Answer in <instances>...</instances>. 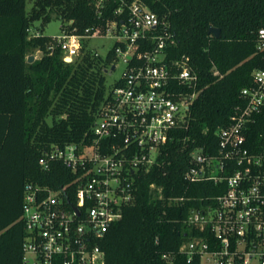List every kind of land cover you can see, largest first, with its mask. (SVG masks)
I'll return each instance as SVG.
<instances>
[{
  "label": "trees",
  "instance_id": "obj_1",
  "mask_svg": "<svg viewBox=\"0 0 264 264\" xmlns=\"http://www.w3.org/2000/svg\"><path fill=\"white\" fill-rule=\"evenodd\" d=\"M97 1L35 0L27 12L26 0H0V264L21 263L26 184L58 188L73 178L61 162L53 161L45 171L40 160L53 145L89 142L107 93L105 70L119 44L105 57L86 51L66 61L53 37L41 31L33 36L31 26L41 20L43 27L56 17L62 30L103 36L118 2H106L99 13ZM143 1L169 24L175 39L170 56H190L199 75L198 94L188 129L174 132L159 166L141 176L135 201L124 206L123 217L97 243L106 264H199L188 263L180 252L188 238L201 234L185 221L225 184L188 182L189 153L200 146L213 153L217 131L241 102V90L252 84L253 70L264 68V52L257 50L264 0ZM212 26L221 30L219 38L209 32ZM35 51L42 56L29 62ZM151 183L162 187L161 199ZM179 198L184 199L175 201Z\"/></svg>",
  "mask_w": 264,
  "mask_h": 264
},
{
  "label": "built area",
  "instance_id": "obj_2",
  "mask_svg": "<svg viewBox=\"0 0 264 264\" xmlns=\"http://www.w3.org/2000/svg\"><path fill=\"white\" fill-rule=\"evenodd\" d=\"M108 1H97L99 13ZM113 1L115 17L103 36L119 44L105 72L121 60L124 71L107 87L89 142L53 145L40 160L45 171L61 162L73 178L58 188L26 184L20 264H106L97 240L135 201L141 176L159 166L174 132L189 127L199 83L190 56H170L175 39L169 24L145 1ZM62 31L53 39L66 61L78 55L83 38L100 37ZM257 50L264 52V28ZM240 97L228 124L217 131L213 153L204 146L189 153L185 179L225 184V190L190 211L185 223L201 234L180 246L188 263L264 264V68L253 70L252 84ZM150 189L163 197L156 183Z\"/></svg>",
  "mask_w": 264,
  "mask_h": 264
},
{
  "label": "rangeland",
  "instance_id": "obj_3",
  "mask_svg": "<svg viewBox=\"0 0 264 264\" xmlns=\"http://www.w3.org/2000/svg\"><path fill=\"white\" fill-rule=\"evenodd\" d=\"M34 1L35 0H26L27 12H29L33 7ZM62 24L63 22L60 18L53 17L47 24H44V26L42 27L41 20H37L31 26V35L34 36L38 31H41L44 35L47 36H51V37L61 36L63 35ZM114 43L115 40L110 36L85 37L81 41V48L79 50V53L83 54L86 51H91L92 53H96L98 55L105 57L108 51L113 47ZM31 55L35 56V59H38L42 56V52L35 51L34 53L30 54L28 58ZM124 67H125L124 63L121 60L114 70L105 72L107 87L112 86L114 82L119 77H121L124 71ZM48 120L50 121V118Z\"/></svg>",
  "mask_w": 264,
  "mask_h": 264
},
{
  "label": "water",
  "instance_id": "obj_4",
  "mask_svg": "<svg viewBox=\"0 0 264 264\" xmlns=\"http://www.w3.org/2000/svg\"><path fill=\"white\" fill-rule=\"evenodd\" d=\"M209 32L211 33V34H213L215 37H217V38H219L220 36H221V30L219 29V28H217V27H210L209 28ZM34 59H35V56H33V55H31L29 58H28V61L29 62H33L34 61ZM68 61H70V60H68ZM115 69V66H113L112 67V70H114Z\"/></svg>",
  "mask_w": 264,
  "mask_h": 264
}]
</instances>
